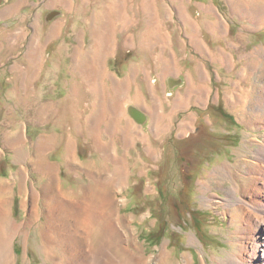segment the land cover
<instances>
[{
  "label": "rangeland",
  "instance_id": "rangeland-1",
  "mask_svg": "<svg viewBox=\"0 0 264 264\" xmlns=\"http://www.w3.org/2000/svg\"><path fill=\"white\" fill-rule=\"evenodd\" d=\"M181 1L0 0V190L7 221L20 226L0 250L10 256L13 243V264H67L58 234L59 247L44 246L54 205L100 194L117 199L134 230L136 264L162 255L167 264H225L238 254L242 194L233 187H248L264 145V117L252 112L264 88V10L247 7L257 0H198L210 10L190 14L217 30L197 42L192 80L193 43L168 10ZM133 60L152 65V75L138 73L143 88L171 84L184 95L198 85L210 104L173 95L153 107L125 104L112 81L125 87L132 69H119Z\"/></svg>",
  "mask_w": 264,
  "mask_h": 264
},
{
  "label": "bare ground",
  "instance_id": "bare-ground-1",
  "mask_svg": "<svg viewBox=\"0 0 264 264\" xmlns=\"http://www.w3.org/2000/svg\"><path fill=\"white\" fill-rule=\"evenodd\" d=\"M263 18L264 14H260L259 19L264 21ZM258 95V98L256 97L258 103L255 108H252V112L255 116L257 114L264 117V88ZM100 116L104 118L105 110ZM256 162L254 172H248V181L249 179L252 180L247 185L248 187L240 189L237 186L233 187L234 192L242 194L236 205L242 212L241 222L244 227L241 233L239 232L241 235L237 233L241 236L238 254L232 259H227L225 264H264V145L256 152ZM27 173L28 171L25 172V175ZM255 175L258 177L254 178ZM95 180L99 188L102 179L96 178ZM5 191L0 190V247L2 241L6 239L4 236L8 229L15 234L20 229V226L15 225V222L14 224L11 221L10 224L7 221L10 219L8 211L10 202L3 193ZM100 195L96 196L95 194V199L80 195L81 198L79 199L70 197L63 200L61 198L62 201L56 202L52 226H48L44 246L48 248L59 247L55 238L52 237V234H58L59 239L71 253L67 264H136V262H141V257L135 247L137 241L133 234L134 230L131 228L133 233H128L126 230L123 219H121L120 207L116 205L117 199ZM7 211L8 213H6ZM13 246L11 243L10 256L0 250V264H13ZM121 247H124V250ZM110 248L116 250L114 252L116 256L112 255ZM120 252L126 255L130 261L135 262H123L119 258ZM164 252L168 254L167 251L164 250ZM159 257L156 264H167L164 255ZM186 264H191L190 258L186 259Z\"/></svg>",
  "mask_w": 264,
  "mask_h": 264
},
{
  "label": "crops",
  "instance_id": "crops-1",
  "mask_svg": "<svg viewBox=\"0 0 264 264\" xmlns=\"http://www.w3.org/2000/svg\"><path fill=\"white\" fill-rule=\"evenodd\" d=\"M256 3H260L259 7L253 8L251 5H247L248 8L257 9L258 11L264 10V0H257ZM246 5V4H245ZM194 8H190V7ZM210 6L213 8V5L210 4ZM190 9H195V10H210L209 7L203 5L202 3L192 0H188V3L186 0H182L181 3H174L171 6H169V9L171 12V18L170 21H179L182 23V30L183 34L186 37L185 43H193L189 45V50H190V56L187 58L190 60L189 62H194L195 66L193 71L189 72V76L194 80L195 75H197L196 71L199 70V65L200 62L197 60L196 56L198 54V43L197 42H204L203 39V34L206 31H209L211 33L216 32L217 27L214 19L210 20H205L204 17H197L193 14H190L189 10ZM178 11V12H177ZM180 12V13H179ZM177 13L181 14L182 20H180L177 17ZM261 14V13H260ZM259 14V15H260ZM264 14V13H263ZM201 19V20H200ZM203 19V20H202ZM264 20V18H263ZM200 21H205V24L201 25ZM261 22L262 20L259 19ZM263 22V21H262ZM208 23V25H207ZM207 46V45H206ZM208 48V46H207ZM209 50V49H208ZM211 53V51L209 50ZM175 55L178 56L177 52L175 51ZM110 54V53H109ZM213 55V53H212ZM130 57V56H128ZM179 57V56H178ZM114 58L116 59V56L109 55L108 56V61L104 63V66H106L110 72H111V59ZM182 59V58H181ZM152 65L143 62V60L140 61H134L130 63H125L123 65V68L119 69L120 72H130L129 69H132V79L128 81V84L125 87H122L121 85V79L116 77L112 81L113 87L112 90L118 94V99L123 100L125 104L133 105V106H140L142 102H145L144 105L152 107L156 104L155 101L160 100L162 102L168 101V96L173 95L174 99L177 101L185 100L187 104L189 105H206L210 104V95L207 97L201 92V87L200 92H198L197 88L198 85H194V90L190 89H185V94H181V88L174 89L170 92H168V88L165 84L160 83V87H158L156 84H151L149 83L146 85L144 88L142 86V80L140 76H138V73L140 71H147L149 74L152 75V72L149 71L148 68L151 69ZM246 69V68H245ZM109 72V74H110ZM112 73V72H111ZM176 77V76H175ZM129 92V93H128ZM210 92V91H209ZM128 93V94H125ZM142 109V108H141ZM143 110V109H142ZM141 113L145 118L148 117L149 113L145 110L142 111ZM149 118V117H148ZM181 128V125H180ZM189 129V127H188ZM187 129V130H188ZM181 131H183L181 129Z\"/></svg>",
  "mask_w": 264,
  "mask_h": 264
},
{
  "label": "water",
  "instance_id": "water-1",
  "mask_svg": "<svg viewBox=\"0 0 264 264\" xmlns=\"http://www.w3.org/2000/svg\"><path fill=\"white\" fill-rule=\"evenodd\" d=\"M170 81H171V80H170ZM169 85L171 86V84H169ZM170 86H169V87H170ZM173 88H175V86H171V87H170V89H173Z\"/></svg>",
  "mask_w": 264,
  "mask_h": 264
}]
</instances>
